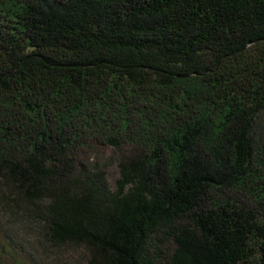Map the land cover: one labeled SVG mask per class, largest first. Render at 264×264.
Segmentation results:
<instances>
[{"label":"trees","instance_id":"trees-1","mask_svg":"<svg viewBox=\"0 0 264 264\" xmlns=\"http://www.w3.org/2000/svg\"><path fill=\"white\" fill-rule=\"evenodd\" d=\"M61 250L264 264V0H0V264Z\"/></svg>","mask_w":264,"mask_h":264},{"label":"rangeland","instance_id":"rangeland-1","mask_svg":"<svg viewBox=\"0 0 264 264\" xmlns=\"http://www.w3.org/2000/svg\"><path fill=\"white\" fill-rule=\"evenodd\" d=\"M108 183L114 188L116 181L119 178V171L116 164H113L108 169ZM80 251L71 252L66 250L57 251L56 253H50L49 256L39 257L42 264H84L80 261Z\"/></svg>","mask_w":264,"mask_h":264}]
</instances>
